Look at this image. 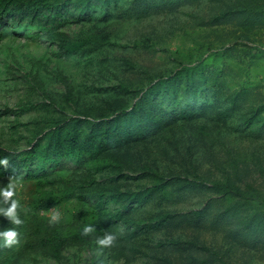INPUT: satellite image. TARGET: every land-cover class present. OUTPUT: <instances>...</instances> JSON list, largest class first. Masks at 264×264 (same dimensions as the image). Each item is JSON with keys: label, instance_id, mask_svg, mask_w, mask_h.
I'll use <instances>...</instances> for the list:
<instances>
[{"label": "trees", "instance_id": "obj_1", "mask_svg": "<svg viewBox=\"0 0 264 264\" xmlns=\"http://www.w3.org/2000/svg\"><path fill=\"white\" fill-rule=\"evenodd\" d=\"M196 1L199 3V0H132L123 12L145 17ZM216 2L208 11L200 2L203 14L197 15L200 19L197 24L222 25L225 20L247 12L241 0ZM120 8L119 0H0V43L8 26L30 24L45 30L47 38L57 43L64 56L93 54L118 42L111 40L107 30L80 36L65 27L91 22L99 12L102 20L107 21ZM254 10L251 8L250 12ZM135 45L149 49L152 40L145 38ZM256 47L251 40L221 43L208 54L201 53L196 60L183 61L157 75L124 57L121 64L125 69L131 74L141 71L145 79L120 78L103 86L99 89L107 96L101 103L81 105L78 111L67 113L65 106L56 105L44 127L35 122V131L30 136L21 134L20 137L30 139L25 149L0 145V159L8 158L6 165L0 164V188L4 180L17 185L32 182L34 186L27 213L32 217L36 234L23 246L58 255L70 243H85L108 232L131 241L143 230L156 227V221L162 224L175 218L176 214L166 207L154 212L146 210V205L151 201L162 205L165 199L182 196L204 182L180 176L175 179L174 182H179L175 186L173 178L165 179L154 145L157 142L163 145L164 137L179 152L174 127L179 120L190 119L199 122L198 132L213 144L231 122L238 123L250 139H264V89L261 78L253 76L264 50L257 52ZM72 92L68 88L67 102L73 98ZM183 97L188 103L185 107L181 105ZM205 99L208 103H202ZM16 113L13 108L0 109V117ZM211 113L215 114L217 124L208 130L206 116ZM168 133L170 136L166 137ZM185 139L189 165L196 171L193 150L198 144L191 142L192 135ZM202 141L205 142L204 137ZM228 152L234 154L231 160H213L216 169L226 171L225 178L204 185L210 191L205 206L190 210L185 216L199 222L208 212L212 228H221L230 240L264 248V154L253 151L249 156V151L241 148ZM65 168L71 169L70 173L62 176ZM185 168L189 170L188 165ZM137 171L141 173L135 174ZM4 200L0 195V217L4 213ZM110 204H116L117 208ZM57 206L64 207L59 221L43 220L42 213ZM89 224L94 230L85 236L83 228ZM121 225L125 227L122 233L116 230ZM179 244L174 238L159 241L157 246L180 248ZM6 249L8 245L0 246L1 256Z\"/></svg>", "mask_w": 264, "mask_h": 264}, {"label": "rangeland", "instance_id": "obj_2", "mask_svg": "<svg viewBox=\"0 0 264 264\" xmlns=\"http://www.w3.org/2000/svg\"><path fill=\"white\" fill-rule=\"evenodd\" d=\"M119 1L122 8L107 21L102 20L99 12L91 22L73 23L65 27L72 34L80 36L107 30L111 40L118 42L117 45H110L93 54L62 55L57 43L50 41L45 30L36 25L7 27L0 43V109L9 107L17 113L0 117V145L13 150L25 149L29 146L30 139L20 137L21 134L30 136L35 131V122L44 127L48 118L55 113L56 105L59 108L65 106L63 108L67 113L78 111L79 106L84 104H100L107 96L99 89L103 86L112 85L120 78L145 79V74L141 71L131 74L125 69L121 64L124 57L152 69L157 75L156 73L168 72L183 61L196 60L199 54H208V51L225 42L251 40L257 46L255 51L264 50V0H241L242 5L247 6V12L239 14L240 17L236 19L225 20L222 25L212 26L197 24L200 22L197 15L203 14L202 6L208 11L209 6L216 4L217 0H199V3L196 1L193 4L185 2L182 6L160 10L145 17L125 14L123 11L131 6L132 0ZM201 1L202 6H199ZM225 1L232 3L234 0ZM257 2L260 4L257 5ZM218 4L224 5L222 1H218ZM251 8L255 10L250 12ZM145 38H151V48L135 45L136 41ZM262 54L253 76L261 78L264 89V53ZM68 88L73 90V98L69 102L66 100ZM183 99L181 105L185 107L188 103L186 98ZM202 103L208 101L205 99ZM214 115L211 113L206 116L208 130L212 129L214 123L217 124ZM191 120H179L174 127V132L180 139H176L179 152L176 145L164 140V137L161 139L163 145L152 143L155 155L160 158L158 161L165 179L173 178L174 182L180 176H190L204 182L182 196L165 199L162 205L153 201L146 205V210L154 212L166 207L176 214L175 218L162 224L156 221V227L143 230L137 239L131 241L116 235L118 239L112 245L104 246L97 244V238H92L85 243H70L58 255L43 253L23 246L36 234L32 217L27 213L34 186L32 182L15 184L16 194L13 197L5 198L2 195L5 202L4 213L0 217V232L15 230L20 236L18 243L8 245L9 249L0 255V264H172L165 261L167 258L174 264H264V248L230 240L221 228H212L208 222V212L199 222L185 216L190 210L205 206L210 191L204 185H211L213 181L227 175L226 171L213 166V160H231L234 154H230L228 150H233L234 153L239 148L248 150L249 156L253 151L264 154V139H250L238 123L231 122L213 144L210 143V138L206 139L198 132L199 122ZM188 135L193 136L191 142L198 144L193 150L196 171L190 167L189 153L186 152L185 138ZM203 137L205 142L202 141ZM149 161L153 164V160ZM186 165L189 170L185 168ZM171 168L175 169L172 171ZM70 170L63 169L62 176H66ZM134 173L140 174L141 171ZM9 182L11 181L4 180L1 188L6 187ZM178 184V181L174 182L175 186ZM13 199L20 201L21 207L16 212L21 223H16L6 214ZM109 206L117 208L116 204ZM56 212L60 213L61 218L64 207H54L43 212L41 217L43 220H51ZM124 229L121 225L116 230L122 233ZM174 238L180 241V248L157 246L159 241L166 242Z\"/></svg>", "mask_w": 264, "mask_h": 264}, {"label": "clouds", "instance_id": "obj_3", "mask_svg": "<svg viewBox=\"0 0 264 264\" xmlns=\"http://www.w3.org/2000/svg\"><path fill=\"white\" fill-rule=\"evenodd\" d=\"M7 159H8L7 157L0 159V164L6 165ZM15 194H16L15 183L9 182L6 187L0 188V195H3L5 198L13 197ZM18 207H21L20 201L17 199H13L11 206L6 210V214L11 216L16 223H21V221L17 219L18 214L16 212V209ZM59 219H60V213L56 212L51 216V221L49 222L51 223L54 221H59ZM93 230L94 229L91 224L86 225L83 228V234L87 236L90 232H93ZM115 239H116V234L108 232L103 237H98L96 242L99 245L108 246V245H112ZM13 243H18L17 232L15 230H5L3 232H0V246L11 245Z\"/></svg>", "mask_w": 264, "mask_h": 264}]
</instances>
